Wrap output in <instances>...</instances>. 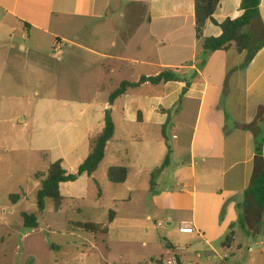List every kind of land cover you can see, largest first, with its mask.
<instances>
[{
	"label": "crops",
	"instance_id": "crops-1",
	"mask_svg": "<svg viewBox=\"0 0 264 264\" xmlns=\"http://www.w3.org/2000/svg\"><path fill=\"white\" fill-rule=\"evenodd\" d=\"M241 4L242 0H220L215 21L222 24L241 17ZM120 10L128 14L118 21L113 16ZM260 12L264 22V0ZM195 25L194 0H0V50L14 48L20 35L31 44V54L51 59L45 53L50 44L52 60L60 62L63 49L54 54L56 43L73 44L82 54L73 52L64 60L83 72L94 71L98 93L109 95L35 105L38 126L50 117L40 126L44 134L40 142L59 132L67 137L66 146L62 142L53 150H42L43 156L50 165L62 160L70 174L90 155L91 140L104 130L108 110L116 127L98 171L60 185L63 204L58 212L66 208L68 213H83L89 189L104 186L111 167H125L126 183L113 184L122 188L111 199L115 208L134 204L137 197L150 208L143 220L161 218L168 225L157 250L161 259L148 264H165L173 257L179 264H264V213L255 230L240 224L256 158L255 135L244 126L253 124L264 108V48L244 68L246 54L235 49L207 54L196 38ZM221 34V28L208 21L204 36ZM5 68L6 63L0 65V75ZM166 70L176 71L180 80L139 84ZM125 82L139 85L110 103L111 94ZM169 149L170 164L161 169ZM155 170L160 172L153 180L156 187L165 188L152 191ZM141 187H148L147 197ZM103 197L97 193L96 203ZM114 213L111 226L120 219V213ZM135 217L129 214V219ZM190 222L197 233L182 234L180 227ZM231 233L234 242L225 247ZM129 244L131 258L138 261L152 246L145 236L134 237Z\"/></svg>",
	"mask_w": 264,
	"mask_h": 264
},
{
	"label": "rangeland",
	"instance_id": "rangeland-1",
	"mask_svg": "<svg viewBox=\"0 0 264 264\" xmlns=\"http://www.w3.org/2000/svg\"><path fill=\"white\" fill-rule=\"evenodd\" d=\"M127 14V11L120 10L113 17L121 21L122 15ZM76 43L80 42L77 40ZM12 45L15 47L8 45L0 50V65L6 63V71L2 70L0 75V264H148L151 259L160 260L157 250L164 244L161 237L162 231L168 227L167 223L161 218L143 220L142 216L146 211L150 212V208L144 207L143 202L139 203L137 197L134 204L122 203L116 209L111 199L122 188L108 183L106 178L104 186L89 189L88 205L83 213H68L66 208L55 212L49 199L45 211L38 212L37 193L40 187L37 183L40 181L37 176L48 171L51 161L43 156L42 150L55 149L57 144L66 142L67 137L59 132L58 136H48V142L46 139L40 142L44 135L40 126L43 127L50 117H44L38 126L36 103L54 99L82 102L98 96L108 99L109 95L98 93L94 71L83 72L73 61L64 60L73 52L82 54L73 44H63L60 62L52 60L50 44L45 46V53L51 59L31 54V44L20 35L16 36ZM43 104L47 108V103ZM77 122L78 118L73 120L74 124ZM62 127L63 119L58 128L61 130ZM169 139L172 142V136ZM159 173L158 170L152 173L151 190L165 188L164 184L156 187L153 181ZM101 177L98 176L99 179ZM147 190L148 187L140 188L141 194L144 192L146 197ZM100 192L104 201L96 203L97 193ZM11 195H20L21 199L15 204L10 199ZM124 195L128 196L127 193ZM111 211H118L120 219L113 226L109 225L111 230L108 235H92L71 229L67 223L107 225ZM23 213L38 214L37 229L24 226ZM131 213L136 216L132 220L129 219ZM133 227L141 231H131ZM144 236L151 242V250L149 253L146 251L145 258L134 260L128 251L129 242L134 237L143 239Z\"/></svg>",
	"mask_w": 264,
	"mask_h": 264
},
{
	"label": "trees",
	"instance_id": "trees-1",
	"mask_svg": "<svg viewBox=\"0 0 264 264\" xmlns=\"http://www.w3.org/2000/svg\"><path fill=\"white\" fill-rule=\"evenodd\" d=\"M262 0H242L241 9L243 14L237 19H227L222 24H218L214 15L220 5V0H194L195 5V31L196 38L201 44L203 50L207 53L217 51H229L235 49L239 53L246 54L244 68H247L257 54L264 48V22L262 20L260 6ZM208 21H212L219 26L222 34L217 38H206L204 29ZM206 60L202 61L204 65ZM180 77L176 71L166 70L157 77L142 78L139 84L150 82L152 84H161L171 81H179ZM139 84L123 83L110 96V103L125 94L129 87H135ZM251 130L256 139V158L254 175L249 188L245 192L246 201L243 205V215L240 224L244 229L255 230L262 224L264 213V108L259 109L256 121L244 126ZM116 127L112 119L111 111L106 112L105 127L101 134L91 140V153L88 158L80 165L75 174H70L63 167V161L59 160L50 165L45 173H40L37 179L40 181V189L37 193L38 212L43 213L46 209V201L49 199L54 204V210L58 212L63 204V197L60 190L62 183L76 182L82 176L89 177L96 173L102 164L108 143L114 138ZM171 159V150L169 149L167 158L161 169L169 166ZM160 169V170H161ZM159 172V170H158ZM129 171L125 167H111L108 170L107 177L110 183L121 185L126 183ZM155 175V174H153ZM154 179V178H153ZM154 184L152 185L153 188ZM153 190V189H152ZM101 193V192H100ZM20 195H11L13 203H17ZM114 212L111 211L109 223L97 224L93 222H69L70 227L76 230H82L92 235H108L109 225L114 221ZM22 218L24 226L28 229H37L39 226V216L37 213H23ZM234 242V234L231 233L225 243V247H230Z\"/></svg>",
	"mask_w": 264,
	"mask_h": 264
},
{
	"label": "built area",
	"instance_id": "built-area-1",
	"mask_svg": "<svg viewBox=\"0 0 264 264\" xmlns=\"http://www.w3.org/2000/svg\"><path fill=\"white\" fill-rule=\"evenodd\" d=\"M62 42H57L56 43V46H55V49H54V54L59 52L61 53V46H62ZM59 49V50H58ZM179 231L182 233V234H188V235H193L195 233H197V230H196V227L195 225L190 222V223H183L182 226L180 227ZM165 264H179L178 260L176 257H173L171 259H168Z\"/></svg>",
	"mask_w": 264,
	"mask_h": 264
}]
</instances>
